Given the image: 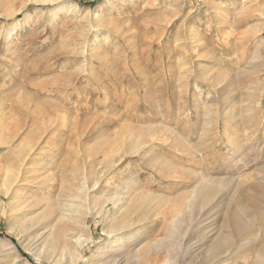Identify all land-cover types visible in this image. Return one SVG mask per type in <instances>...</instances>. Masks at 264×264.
<instances>
[{
    "label": "rangeland",
    "instance_id": "obj_1",
    "mask_svg": "<svg viewBox=\"0 0 264 264\" xmlns=\"http://www.w3.org/2000/svg\"><path fill=\"white\" fill-rule=\"evenodd\" d=\"M0 190V264H264V0H0Z\"/></svg>",
    "mask_w": 264,
    "mask_h": 264
},
{
    "label": "bare ground",
    "instance_id": "obj_2",
    "mask_svg": "<svg viewBox=\"0 0 264 264\" xmlns=\"http://www.w3.org/2000/svg\"><path fill=\"white\" fill-rule=\"evenodd\" d=\"M43 1H53V0H42ZM134 141V140H133ZM10 174V172H9ZM6 178V177H5ZM4 178V179H5ZM5 181V180H4ZM215 180H211L209 182H214ZM9 182V181H7ZM9 184V183H7ZM6 184V185H7ZM9 187L10 185H8V189H3L4 191V194L7 195V191L9 190ZM203 189L206 188V186H203ZM202 187L200 188L199 192L196 193V197L194 198L193 200V203H197L204 195L203 193H201L202 190ZM2 188V187H1ZM5 188V186H4ZM256 189V188H254ZM7 190V191H6ZM1 191V190H0ZM3 193V192H2ZM9 193V192H8ZM206 194V193H204ZM203 195V196H201ZM16 195L13 196L9 201V205L14 208V209H20V204H19V201L18 199H16ZM123 197H118V199L114 200L115 202L117 201H121ZM204 198H206L205 200H209L207 199V197L204 196ZM259 199L257 198L255 201L257 202ZM210 201V200H209ZM114 202V203H115ZM199 205V204H198ZM19 207V208H18ZM22 208V207H21ZM10 209V208H9ZM58 211L55 212V215L53 217V220L55 221V223L53 224V226L51 224H49V230L52 232L54 229L55 231H57L58 233V237H69V238H73L74 235H72L71 233V228H66L64 227L63 225H65V222H68V221H72L71 217L69 214H67L65 211H61L59 208H57ZM20 211V210H18ZM17 214L19 212H16ZM10 215H14V211L13 213ZM52 220V221H53ZM51 221V222H52ZM50 222V223H51ZM76 222V221H75ZM178 222V220H174V225H176V223ZM226 224L228 225V227L230 228V231L231 232H235V233H242V235H250V234H256V233H252V230H251V222H249L248 220L246 219H243V220H239V219H228L226 221ZM123 226H118L116 228H114L111 232L109 231L110 234H112V232L114 233L115 231H119V229H122ZM121 231V230H120ZM186 234V233H185ZM232 234V233H231ZM257 235V234H256ZM111 236V235H110ZM255 236V235H254ZM119 239V237H118ZM118 239H115V240H118ZM114 240V241H115ZM74 241L76 243H78V245H80V237H74ZM241 245V244H240ZM239 245V246H240ZM238 246L237 242L232 240V238H230V236L228 234H219L214 240L213 242L207 247V249L205 250V254H204V260H203V264H212L213 262H215L216 260L218 259H221L223 257H226L227 255L229 254H233L235 252V248ZM239 250V249H238ZM232 252V253H231ZM256 254H260L261 255H264V246L260 247L258 250L255 251ZM264 257V256H263ZM226 259V258H225ZM220 261V260H219ZM165 262V261H164ZM230 263V262H229ZM232 263V262H231ZM110 264H116V259H113L110 261ZM219 264V263H218Z\"/></svg>",
    "mask_w": 264,
    "mask_h": 264
}]
</instances>
